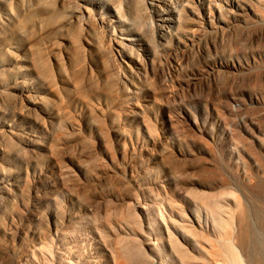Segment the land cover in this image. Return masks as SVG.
I'll return each mask as SVG.
<instances>
[{
	"label": "rangeland",
	"instance_id": "374dc122",
	"mask_svg": "<svg viewBox=\"0 0 264 264\" xmlns=\"http://www.w3.org/2000/svg\"><path fill=\"white\" fill-rule=\"evenodd\" d=\"M50 1L59 7L61 17L73 21L72 28L86 27L101 46L91 75L101 81L106 74L120 85L108 105L110 112L123 114L119 107L122 88L135 91L147 115L156 119L159 133L185 142L188 154H197L196 161L186 162L188 172L198 163L217 170L220 163L230 164L235 152L239 155L232 162L238 164L240 180L242 175L254 180L264 175V118L257 117L249 99L255 95L264 100V84L253 78L264 66V28L256 15L264 13V0H213L212 21L204 13L203 2L192 0L196 29L180 34L173 33L170 22L161 32L155 30V24L162 22L153 17L164 14V5L154 1L144 19L148 28L143 30V38L130 25L131 15L125 11L129 0ZM114 3L126 24L119 26L116 21ZM61 46L55 39L45 49L48 59L49 52L62 58ZM11 75L16 78L17 73ZM12 81L0 75L4 90H10ZM219 88L226 89L227 102L217 105L224 120L217 128L216 118H209L212 111L206 99ZM27 102L13 94L0 97V264H15L29 242L51 238L67 212L88 203L95 205L103 194L132 193L130 174L137 172L141 158L134 137L132 144L126 141L121 145L119 130L107 115L105 119L95 112L90 115L77 104L69 108L62 123L58 121L61 125L53 124V128L42 113L30 110ZM241 106L248 108L247 113L238 115L235 112ZM98 126L102 129H95ZM23 128L35 130L44 147L31 146ZM202 129L220 137L222 144L208 139ZM46 134H52L49 140ZM139 140L150 145L142 135ZM127 149L135 159L125 154ZM93 181H100V186L94 188ZM50 198L56 199V204Z\"/></svg>",
	"mask_w": 264,
	"mask_h": 264
},
{
	"label": "bare ground",
	"instance_id": "6f19581e",
	"mask_svg": "<svg viewBox=\"0 0 264 264\" xmlns=\"http://www.w3.org/2000/svg\"><path fill=\"white\" fill-rule=\"evenodd\" d=\"M154 1H163L165 7L163 15L153 17L162 22L155 24L156 31L168 22L174 34L196 29L192 0H129L125 11L140 38L148 28L144 19ZM200 1L212 21L213 0ZM112 9L119 26L126 24L119 5L114 3ZM216 12L220 14L219 6ZM60 15L50 0H0V75L13 78L9 91L0 86V97L27 98L29 109L42 113L51 126L61 125L69 108L77 104L90 115L95 112L103 119L107 115L119 130L121 145L132 144L134 137L141 158L137 172L130 174L132 193L103 194L95 205L67 212L53 236L29 242L15 264H264V175L256 180L242 175L240 180L238 164L232 162L239 155L235 152L230 164L220 163L217 170L198 163L188 172L186 162L196 161L197 154H188L185 142L159 133L156 119L147 115L135 91L122 88L123 114L110 112L108 105L120 85L106 74L101 81L91 75L101 46L86 27L72 28L73 21ZM256 15L264 28V13ZM55 39L62 42V58L49 52L48 59L45 49ZM259 69L253 78L264 84V66ZM225 95L226 89L219 88L206 99L213 113L209 118H216L217 128L224 123L217 105L226 104ZM249 99L263 120L264 100L255 95ZM247 109L241 106L235 113L245 114ZM22 130L31 146H43L35 130ZM202 131L215 144H222L220 137ZM141 135L149 139V146L138 141ZM131 149L122 153L135 159ZM93 182L94 188L100 186V181Z\"/></svg>",
	"mask_w": 264,
	"mask_h": 264
}]
</instances>
